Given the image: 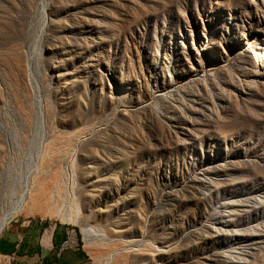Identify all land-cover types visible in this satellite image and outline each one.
Wrapping results in <instances>:
<instances>
[{
	"label": "rangeland",
	"instance_id": "1",
	"mask_svg": "<svg viewBox=\"0 0 264 264\" xmlns=\"http://www.w3.org/2000/svg\"><path fill=\"white\" fill-rule=\"evenodd\" d=\"M23 192L90 264H264V0H0V223Z\"/></svg>",
	"mask_w": 264,
	"mask_h": 264
},
{
	"label": "crops",
	"instance_id": "2",
	"mask_svg": "<svg viewBox=\"0 0 264 264\" xmlns=\"http://www.w3.org/2000/svg\"><path fill=\"white\" fill-rule=\"evenodd\" d=\"M68 231L44 221L14 219L0 231V264H90L80 248H62Z\"/></svg>",
	"mask_w": 264,
	"mask_h": 264
},
{
	"label": "bare ground",
	"instance_id": "3",
	"mask_svg": "<svg viewBox=\"0 0 264 264\" xmlns=\"http://www.w3.org/2000/svg\"><path fill=\"white\" fill-rule=\"evenodd\" d=\"M45 150V149H44ZM41 159V158H40ZM52 161V160H51ZM38 190V189H36ZM35 190V191H36ZM34 191V190H33ZM68 191V190H67ZM27 192V191H26ZM33 193V192H32ZM31 193V194H32ZM26 193L23 192L20 196V199H19V202L17 204V206L10 212L9 216L6 217L1 223H0V231L4 228L5 224L7 223V221L10 219V217L20 211H22L23 207H27L30 209V206H33L34 205H38V204H42L44 202V199L43 198H40L38 194H35L34 196H28V198H26ZM52 197V196H51ZM46 201V200H45ZM53 205V204H52ZM64 208V207H63ZM65 210V208H64ZM72 210V209H71ZM73 213V211L71 212ZM70 213V214H71ZM60 214V213H59ZM55 213H50L48 216H54ZM62 216V215H61ZM61 220L64 222V223H69V224H75L76 223V220L71 218V217H62ZM78 220V219H77ZM77 224V223H76ZM84 228V227H83ZM91 229H84L83 230V233H84V237H85V241L87 243H89V241L92 240V237H99L98 235H96L93 231L90 232ZM134 249V248H133ZM106 251V250H105ZM136 251V250H135ZM103 252V251H102ZM108 252V251H107ZM131 252V251H130ZM138 252V251H136ZM101 252H99L98 254H100ZM104 254V253H103Z\"/></svg>",
	"mask_w": 264,
	"mask_h": 264
},
{
	"label": "built area",
	"instance_id": "4",
	"mask_svg": "<svg viewBox=\"0 0 264 264\" xmlns=\"http://www.w3.org/2000/svg\"><path fill=\"white\" fill-rule=\"evenodd\" d=\"M68 241H66L64 244H63V246H62V248H64V247H66V246H68Z\"/></svg>",
	"mask_w": 264,
	"mask_h": 264
}]
</instances>
